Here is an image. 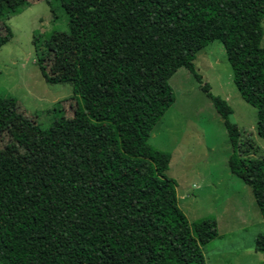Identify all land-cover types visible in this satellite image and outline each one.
Wrapping results in <instances>:
<instances>
[{
  "label": "trees",
  "instance_id": "1",
  "mask_svg": "<svg viewBox=\"0 0 264 264\" xmlns=\"http://www.w3.org/2000/svg\"><path fill=\"white\" fill-rule=\"evenodd\" d=\"M46 1L67 16L72 75L41 70L71 82L81 101L71 119L59 113L43 129L19 112L16 98L0 95V136L18 145L0 148V262L207 264L217 221L188 220L167 176L170 154L149 137L175 101L169 79L185 68L200 81L197 53L219 41L264 140V0ZM6 3L0 18L28 1ZM5 28L0 49L13 37ZM207 87L233 147L229 168L251 188L264 221V160L242 155L232 107ZM255 250L264 253V234Z\"/></svg>",
  "mask_w": 264,
  "mask_h": 264
},
{
  "label": "rangeland",
  "instance_id": "2",
  "mask_svg": "<svg viewBox=\"0 0 264 264\" xmlns=\"http://www.w3.org/2000/svg\"><path fill=\"white\" fill-rule=\"evenodd\" d=\"M27 1L21 13L0 18V31L8 26L13 33L0 49V95L16 98L19 112L47 129L59 113L71 119L81 100L74 96L71 82L55 83L41 70L44 66L50 75H72L64 47L65 12L56 3L50 8L46 0ZM0 6L7 8L6 0H0ZM50 40L52 49L47 47ZM194 65L200 81L185 68L169 79L175 101L153 128L149 143L170 154L167 176L177 182L179 207L188 220L217 221L220 237L205 248L206 263H264V253L255 250L256 238L264 234L263 218L251 188L229 168L233 147L203 87L232 107L229 120L242 132V155L264 160V140L256 133L257 111L240 97L221 42L199 51ZM6 145L18 147L4 133L0 148Z\"/></svg>",
  "mask_w": 264,
  "mask_h": 264
}]
</instances>
